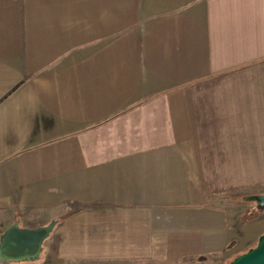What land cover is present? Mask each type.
Here are the masks:
<instances>
[{
  "label": "crops",
  "instance_id": "0c3cea01",
  "mask_svg": "<svg viewBox=\"0 0 264 264\" xmlns=\"http://www.w3.org/2000/svg\"><path fill=\"white\" fill-rule=\"evenodd\" d=\"M264 0H0L9 264H223L264 233Z\"/></svg>",
  "mask_w": 264,
  "mask_h": 264
},
{
  "label": "water",
  "instance_id": "95a60500",
  "mask_svg": "<svg viewBox=\"0 0 264 264\" xmlns=\"http://www.w3.org/2000/svg\"><path fill=\"white\" fill-rule=\"evenodd\" d=\"M242 200L264 206V193L248 194ZM57 220L34 228L22 227L14 221L0 234V264L32 262L40 257L43 241L49 236ZM223 264H264V233L256 244Z\"/></svg>",
  "mask_w": 264,
  "mask_h": 264
},
{
  "label": "rangeland",
  "instance_id": "374dc122",
  "mask_svg": "<svg viewBox=\"0 0 264 264\" xmlns=\"http://www.w3.org/2000/svg\"><path fill=\"white\" fill-rule=\"evenodd\" d=\"M246 202H248V201H246ZM250 203H254V202H250Z\"/></svg>",
  "mask_w": 264,
  "mask_h": 264
},
{
  "label": "trees",
  "instance_id": "16d2710c",
  "mask_svg": "<svg viewBox=\"0 0 264 264\" xmlns=\"http://www.w3.org/2000/svg\"><path fill=\"white\" fill-rule=\"evenodd\" d=\"M58 221V220H57Z\"/></svg>",
  "mask_w": 264,
  "mask_h": 264
}]
</instances>
